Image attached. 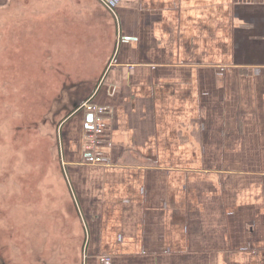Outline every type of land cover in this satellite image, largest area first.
Returning a JSON list of instances; mask_svg holds the SVG:
<instances>
[{
    "label": "crops",
    "instance_id": "1",
    "mask_svg": "<svg viewBox=\"0 0 264 264\" xmlns=\"http://www.w3.org/2000/svg\"><path fill=\"white\" fill-rule=\"evenodd\" d=\"M29 5L101 66L60 122L70 210L33 263L264 264V0H0V21ZM90 99L105 165L83 163Z\"/></svg>",
    "mask_w": 264,
    "mask_h": 264
},
{
    "label": "rangeland",
    "instance_id": "2",
    "mask_svg": "<svg viewBox=\"0 0 264 264\" xmlns=\"http://www.w3.org/2000/svg\"><path fill=\"white\" fill-rule=\"evenodd\" d=\"M15 10L21 16L0 21V264H35L34 257L50 262L58 211L70 207L58 163L60 122L101 66L95 51L66 39L68 22L37 21L31 5Z\"/></svg>",
    "mask_w": 264,
    "mask_h": 264
},
{
    "label": "built area",
    "instance_id": "3",
    "mask_svg": "<svg viewBox=\"0 0 264 264\" xmlns=\"http://www.w3.org/2000/svg\"><path fill=\"white\" fill-rule=\"evenodd\" d=\"M79 109L86 110L93 115V119L86 129L84 148L87 156L83 163L105 165L108 160L104 158L101 150L106 129L105 109L93 103L91 99L82 103ZM99 258L102 264L112 263L109 256H100Z\"/></svg>",
    "mask_w": 264,
    "mask_h": 264
}]
</instances>
